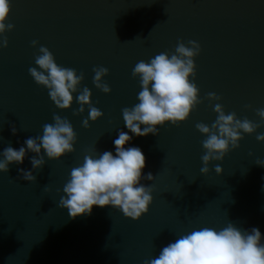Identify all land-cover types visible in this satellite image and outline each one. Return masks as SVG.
I'll return each mask as SVG.
<instances>
[{"label": "water", "instance_id": "1", "mask_svg": "<svg viewBox=\"0 0 264 264\" xmlns=\"http://www.w3.org/2000/svg\"><path fill=\"white\" fill-rule=\"evenodd\" d=\"M10 3L6 23L14 29L5 34L8 47H0V153L42 136L43 125L53 123L54 114L72 124L77 142L75 151L60 161H48L45 155L40 170H33L35 154L28 152L23 164L0 173V264H144L180 235L202 227L219 230L229 221L245 230L257 227L264 236V167L255 163H264V142L256 140L264 126L253 135L242 134L240 147L222 162H210L206 176L200 171L205 137L196 129L197 123L210 127L217 118L209 92L222 97L226 114L260 123L255 110L264 108V0ZM33 40L38 41L35 48ZM178 40L201 46L194 82L202 103L178 127L168 123L158 128L159 136L136 137L122 116L124 107L139 102L141 87L132 70L140 60L173 53ZM39 46L47 47L58 65L84 73L68 110L56 108L48 90L28 72L36 67ZM99 66L109 70L104 81L110 94L93 84L92 69ZM84 87L104 114L96 122L89 120L88 129L82 126L87 106L83 114L73 115ZM120 131L132 136L126 147H138L146 157L143 175L151 172L155 178L141 181L154 189L149 212L132 221L111 206H94L90 216L72 219L59 207L71 169L93 149L115 155L113 141ZM217 164L221 175L215 173ZM21 168L33 172L35 183L19 178Z\"/></svg>", "mask_w": 264, "mask_h": 264}, {"label": "clouds", "instance_id": "2", "mask_svg": "<svg viewBox=\"0 0 264 264\" xmlns=\"http://www.w3.org/2000/svg\"><path fill=\"white\" fill-rule=\"evenodd\" d=\"M11 14L10 0H0V47L7 48L6 33L14 29V25L6 23ZM38 41L33 40L35 48ZM201 53V46L195 40H178L173 53L161 52L148 62L138 61L133 70V78H138L141 91L138 103L131 108L122 109L126 128L136 137L149 134L159 136L158 128L170 123L174 127L185 123L190 114L202 103L199 88L195 84V59ZM36 67L28 72L38 86L48 90L51 101L56 108L68 110L74 102V93L80 89L84 73L77 74L74 68L63 67L56 63L52 52L45 46H39V55L35 56ZM93 84L104 94H110L111 88L104 81L109 70L103 66L93 67ZM91 91L84 87L79 92L78 111L73 115H81L88 108V117L82 121L85 129L90 127L89 120L98 121L103 112L93 106ZM207 99L216 102L213 110L216 120L209 127L197 123L196 129L205 139L202 141L204 154L201 156L203 175L209 173L212 161L222 162L230 151L240 147L244 135H253L264 126V108L256 109L260 123H254L247 117L237 118L235 112L225 113L219 102L222 97L214 92L207 94ZM250 109L251 105H246ZM143 126V127H142ZM11 132L16 134L15 125ZM132 140L127 132L120 131L113 141L115 155L111 151L98 152L90 150L83 157V163L71 169L70 178L63 186L64 195L59 200V207L67 209L72 219L83 215H91L94 206L111 208L122 212L125 218L139 221L149 212L153 203V187L145 186L142 180L154 181L151 172L145 177L146 157L138 147H126ZM258 142H264V134L256 135ZM77 136L72 124L59 115H53V123L43 125V135L29 137L26 147L18 150L10 145L3 149L0 156V173H8L12 164H23L27 153L35 155L31 158L33 170H40L48 161H60L61 158L75 151ZM250 155H252L250 153ZM264 167L259 160L255 162ZM20 177L29 183H35L32 171L19 169ZM222 167L217 164L215 173L221 175ZM45 186V191H48ZM264 236L257 227L250 230L237 227L229 221L219 230L202 227L180 235L174 242L162 248L159 255L144 261V264H264Z\"/></svg>", "mask_w": 264, "mask_h": 264}]
</instances>
